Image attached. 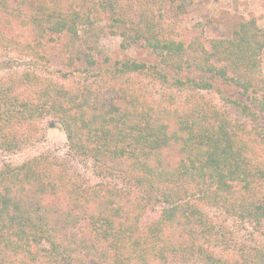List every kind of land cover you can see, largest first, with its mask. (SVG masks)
I'll use <instances>...</instances> for the list:
<instances>
[{"label":"trees","instance_id":"16d2710c","mask_svg":"<svg viewBox=\"0 0 264 264\" xmlns=\"http://www.w3.org/2000/svg\"><path fill=\"white\" fill-rule=\"evenodd\" d=\"M72 1L0 0V46L50 74L0 78V149L18 151L28 126L51 116L72 152L122 185L78 184L65 164L45 156L0 169V264H171L191 257L264 264V240L222 252L231 240L208 211L221 209L264 235V30L257 18L240 21L230 37L204 41L178 36L167 22L166 3L179 16L193 0H138L136 8ZM106 29L122 37L123 50L139 46L149 58H113L100 44ZM93 76L104 84L88 93L59 81ZM140 76L186 94L155 100ZM155 204L161 208L143 220Z\"/></svg>","mask_w":264,"mask_h":264},{"label":"rangeland","instance_id":"374dc122","mask_svg":"<svg viewBox=\"0 0 264 264\" xmlns=\"http://www.w3.org/2000/svg\"><path fill=\"white\" fill-rule=\"evenodd\" d=\"M72 0H67L71 4ZM119 6H139L138 0H116ZM167 6V22L171 23V30L187 39H192L195 35L204 41L209 38L230 37L234 27L242 20L255 17L258 24L264 30V0H193L185 13L174 16L173 11ZM136 8V7H135ZM103 21L102 24H106ZM200 23L198 28L196 24ZM122 37L118 34L108 32L101 38V46L113 57L126 59L129 57L140 60H147L149 52L145 48L133 46L129 50L121 48ZM36 59L26 54L0 46V78H6L11 74H21L26 70H36L37 72L50 76L44 71L45 67L36 63ZM54 64H60L58 58L53 59ZM262 64L264 68V51L262 54ZM59 80V79H57ZM69 88H78L82 92L88 93L90 89L103 86L100 76H93L89 79L83 77L59 80ZM139 85H143L147 94L155 100L164 103H171L182 100L186 92L168 88L160 82L143 76L138 77ZM228 93H235L233 88L227 90ZM214 99L219 105L230 110L235 117H239L231 104L223 101L220 94L214 91L204 92ZM27 128L25 134L27 141L16 152H8L0 149V169L12 168L22 164L29 159L45 156L55 162H62L66 165L72 178L81 185H94L102 181H111L121 184V180L115 178H103L96 174L95 165L91 158L78 155L69 148L67 136L61 124L47 116ZM161 208L160 205H152L146 209L143 220H150L155 215V211ZM210 217L217 226L218 232L224 240H231L226 247L220 248L225 254L233 251L238 243L262 242L264 235L257 231L248 223L240 222L225 214L221 209L208 207ZM237 241V243H235ZM231 247V248H230ZM171 264H203L198 258L175 260Z\"/></svg>","mask_w":264,"mask_h":264}]
</instances>
